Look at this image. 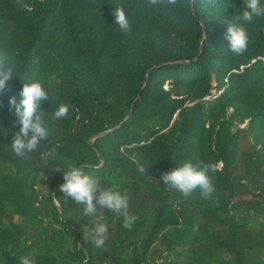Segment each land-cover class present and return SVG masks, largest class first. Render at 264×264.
<instances>
[{"label":"trees","instance_id":"obj_1","mask_svg":"<svg viewBox=\"0 0 264 264\" xmlns=\"http://www.w3.org/2000/svg\"><path fill=\"white\" fill-rule=\"evenodd\" d=\"M118 5L130 33L114 22ZM244 10V0H0V59L14 75L0 97V264H264V16L238 21ZM229 23L248 33L243 55L228 49ZM35 81L49 94V135L16 156L9 101ZM61 103L69 113L56 120ZM180 161L216 166L210 198L168 188L161 176ZM72 164L129 197L130 230L98 210L106 250L84 235L96 217L60 190L58 169Z\"/></svg>","mask_w":264,"mask_h":264},{"label":"clouds","instance_id":"obj_2","mask_svg":"<svg viewBox=\"0 0 264 264\" xmlns=\"http://www.w3.org/2000/svg\"><path fill=\"white\" fill-rule=\"evenodd\" d=\"M179 0H147L150 5L166 3L169 6H176ZM246 10L242 16L236 19L252 22L256 16H264V6L260 0H244ZM114 22L123 33H130L131 25L123 5H118L113 11ZM227 40L229 41V51L234 55H243L247 50L249 36L246 29L240 24H227ZM13 68L6 66L3 59H0V97L7 89L8 82L13 79ZM49 100V94L39 81L23 83L22 90L17 96L11 97L9 101L10 112L15 117V125H19L13 137L11 149L16 156H24L25 153L37 151L41 142L47 140L49 130L45 121L44 113L40 111L44 101ZM3 101L0 100V108ZM69 113V106L61 103L54 111L53 117L60 120ZM3 126L0 125V133H3ZM6 134V133H5ZM56 149L53 148L42 154L41 159L55 158ZM133 162L135 159L133 158ZM179 166L170 172L162 174L161 179L168 188L175 189L185 197L191 195L199 189L203 198L208 199L215 191L212 178L209 173H214L217 169L214 164H204L194 166L191 162L180 161ZM63 172V180L59 187L67 196L71 197L77 205H83V215L85 217H96V223L88 229L86 226L84 235L91 234L94 246L101 250H106L108 239V226L105 217L97 216L98 210L107 209L119 214L124 218L123 227L131 229L136 217L129 211V197L120 191L105 188L101 185L99 178L85 173L82 166L69 165L67 170L58 169ZM140 172L145 173L146 169L140 167ZM20 264H35V258L30 256L21 257Z\"/></svg>","mask_w":264,"mask_h":264},{"label":"rangeland","instance_id":"obj_3","mask_svg":"<svg viewBox=\"0 0 264 264\" xmlns=\"http://www.w3.org/2000/svg\"><path fill=\"white\" fill-rule=\"evenodd\" d=\"M241 127H243L244 126V124H241L240 125ZM41 184H43V183H41ZM163 232H165L166 234H169L170 232H168V229H166L165 231H163ZM157 243V242H156ZM155 243V244H156ZM159 248H161V249H163V254H168L169 252H167L168 250L165 248V247H163L160 243H159V246H158ZM171 257L170 258H173V253L170 255ZM162 261V259H158V260H156V262H158V263H160ZM163 262V261H162Z\"/></svg>","mask_w":264,"mask_h":264}]
</instances>
